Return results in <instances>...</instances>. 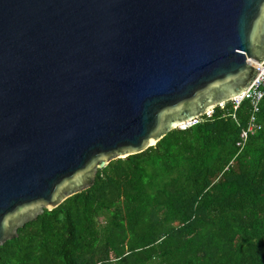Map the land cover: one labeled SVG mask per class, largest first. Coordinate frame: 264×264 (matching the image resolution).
Wrapping results in <instances>:
<instances>
[{"label": "water", "instance_id": "1", "mask_svg": "<svg viewBox=\"0 0 264 264\" xmlns=\"http://www.w3.org/2000/svg\"><path fill=\"white\" fill-rule=\"evenodd\" d=\"M263 60L264 0H0V246Z\"/></svg>", "mask_w": 264, "mask_h": 264}, {"label": "trees", "instance_id": "2", "mask_svg": "<svg viewBox=\"0 0 264 264\" xmlns=\"http://www.w3.org/2000/svg\"><path fill=\"white\" fill-rule=\"evenodd\" d=\"M248 115L226 102L110 161L19 228L0 264H264V96L238 148Z\"/></svg>", "mask_w": 264, "mask_h": 264}, {"label": "built area", "instance_id": "3", "mask_svg": "<svg viewBox=\"0 0 264 264\" xmlns=\"http://www.w3.org/2000/svg\"><path fill=\"white\" fill-rule=\"evenodd\" d=\"M255 69L256 72H258V75L256 78H254L252 84L238 96L232 98L229 101L233 105V110H235L243 101H247L249 104V115L246 127L240 132L239 138L235 143V146L238 148H241L244 145L247 135L252 134L260 129V125L257 123L256 117L259 112L260 102L264 96V60L259 65L255 63ZM209 113L210 112L206 113L205 115L207 116ZM231 116L233 117V115ZM196 123L197 118L186 122L180 127V129L190 127Z\"/></svg>", "mask_w": 264, "mask_h": 264}]
</instances>
